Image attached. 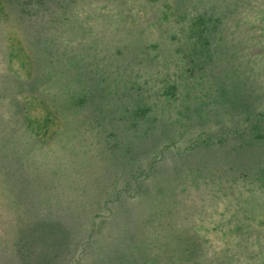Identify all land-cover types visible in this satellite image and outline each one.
I'll return each mask as SVG.
<instances>
[{
	"label": "rangeland",
	"instance_id": "374dc122",
	"mask_svg": "<svg viewBox=\"0 0 264 264\" xmlns=\"http://www.w3.org/2000/svg\"><path fill=\"white\" fill-rule=\"evenodd\" d=\"M0 264H264V0H0Z\"/></svg>",
	"mask_w": 264,
	"mask_h": 264
},
{
	"label": "trees",
	"instance_id": "16d2710c",
	"mask_svg": "<svg viewBox=\"0 0 264 264\" xmlns=\"http://www.w3.org/2000/svg\"><path fill=\"white\" fill-rule=\"evenodd\" d=\"M234 69H233V71H236L237 73L239 72V67L238 66H234L233 67ZM240 75V74H239ZM241 76H243V75H241ZM238 83V82H237ZM246 89L247 88H241V90H242V93H246V95H248L249 94V89H248V91H246ZM244 95V94H243ZM252 98L250 97V98H245V102H249L250 100H251Z\"/></svg>",
	"mask_w": 264,
	"mask_h": 264
}]
</instances>
